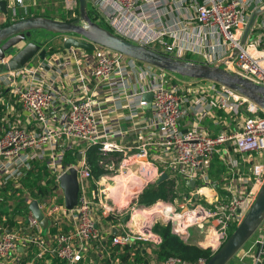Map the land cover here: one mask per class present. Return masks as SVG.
<instances>
[{
  "label": "built area",
  "instance_id": "2783aa9c",
  "mask_svg": "<svg viewBox=\"0 0 264 264\" xmlns=\"http://www.w3.org/2000/svg\"><path fill=\"white\" fill-rule=\"evenodd\" d=\"M23 1L7 0L10 15L0 13V23L12 20ZM87 3L97 22L132 43L220 65L264 85V0ZM44 44L43 58L0 69V264H52L53 257L92 264L91 254L98 262L125 264L116 254L132 246L141 249L144 264H206L204 256L159 258L156 226L169 224L210 255L218 250L264 179V109L223 84L104 46L49 52ZM216 156L224 169L218 177L210 173ZM69 168L78 183L71 209L59 184ZM31 173H41L46 187L38 192L34 186L38 199L27 184ZM163 174L160 182L172 196L140 202ZM32 200L45 228L29 207ZM250 240L234 257L264 264V218Z\"/></svg>",
  "mask_w": 264,
  "mask_h": 264
},
{
  "label": "water",
  "instance_id": "95a60500",
  "mask_svg": "<svg viewBox=\"0 0 264 264\" xmlns=\"http://www.w3.org/2000/svg\"><path fill=\"white\" fill-rule=\"evenodd\" d=\"M78 16L71 19H58L41 14L16 16L6 22L0 23V60L7 58L6 63H0L1 68L16 69L32 57L43 58L47 50L46 36L56 35L61 38V47H71L84 50H93L95 45L104 46L113 51L122 53L140 62L177 73L181 76L203 78L230 87L255 101L264 109V85L257 84L237 72L229 71L220 65H211L197 61L178 60L156 52L142 45L132 43L102 26L90 16L87 0H76ZM252 6L249 7L251 9ZM7 0H0V13L7 12ZM254 11L242 34L244 41L251 25ZM147 101L145 108H149L151 93L143 94ZM79 157V154L77 155ZM163 174L159 182L165 178ZM63 190L64 206L68 209L77 204L78 183L76 170L69 168L59 178ZM193 186V182H189ZM29 207L34 216L41 222L47 223L35 200L30 201ZM264 218V179L260 185L254 201L241 221L229 233L226 240L216 252L211 254L206 264H226L237 251L253 236ZM187 244H193L206 249L198 241L181 238Z\"/></svg>",
  "mask_w": 264,
  "mask_h": 264
},
{
  "label": "trees",
  "instance_id": "16d2710c",
  "mask_svg": "<svg viewBox=\"0 0 264 264\" xmlns=\"http://www.w3.org/2000/svg\"><path fill=\"white\" fill-rule=\"evenodd\" d=\"M88 12L90 16L95 17L94 11L89 8L88 6ZM23 16V15H18ZM17 16V17H18ZM63 48L61 45H58L56 48H52V51H58L62 50ZM211 167L214 166V170H211L210 173L214 177H218L219 174L223 172V165L219 158L216 156L212 159ZM46 171H44L45 173ZM41 173L33 174L31 173L28 177V186L30 188V195L33 197H36L38 199L39 195L37 192H34V186L37 188L38 192H43V189L46 188L43 185H40L39 182L41 180ZM164 185L165 182L156 183L154 185H150L147 187L140 197V202L142 203H148L151 202L155 198H164L166 195L164 194ZM234 228V225H231V229ZM156 230L159 232L161 236V242L159 246L154 250L159 258L167 257L168 255H177L181 258L193 261L199 256H204L207 259L210 256V253L207 249L200 248L193 244H187L185 243L179 236L174 234L171 231L170 225H157ZM128 247L123 248V250L116 254V257L121 259L125 264H131L138 262L139 264H144L146 260H143V257L141 256V249L139 247L132 246L131 250ZM189 250L191 252L190 255L186 253ZM132 252V253H131ZM132 254V255H131ZM113 255V254H112ZM132 258V259H131ZM110 261L107 259L105 260V264H108ZM52 264H61V261H59L57 258H52Z\"/></svg>",
  "mask_w": 264,
  "mask_h": 264
},
{
  "label": "rangeland",
  "instance_id": "374dc122",
  "mask_svg": "<svg viewBox=\"0 0 264 264\" xmlns=\"http://www.w3.org/2000/svg\"><path fill=\"white\" fill-rule=\"evenodd\" d=\"M72 5L70 6V9L66 8L65 0H34L35 5L38 7V12L41 13V15H44V13H47L48 16L58 19H71L78 16V9H77V3L76 0L72 1ZM32 4L31 0H26L22 4H15L16 8V16L28 14L32 12ZM50 13V14H49ZM6 15H10L9 9L6 12ZM61 17V18H60ZM46 46L49 49L56 48L61 43L60 36L56 35H47L46 36ZM167 186V187H166ZM169 185H164V194L165 197H171V189L168 187ZM125 216H128V213L125 214ZM41 226L45 228L47 226V223L40 222ZM251 244V240L249 239L243 246L241 251H246ZM188 255L191 254L189 250L186 252ZM251 260V257L248 256L244 260V264H247ZM226 264H242L237 261L236 257H233L228 261Z\"/></svg>",
  "mask_w": 264,
  "mask_h": 264
},
{
  "label": "crops",
  "instance_id": "0c3cea01",
  "mask_svg": "<svg viewBox=\"0 0 264 264\" xmlns=\"http://www.w3.org/2000/svg\"><path fill=\"white\" fill-rule=\"evenodd\" d=\"M24 1H26V0H24ZM24 1H23V3H24ZM73 0H65V5H66V8H68V9H70V6L72 5V2ZM31 4H32V12L31 13H26V14H23V15H30V14H41V13H39L38 12V7L35 5V3H34V0H31ZM50 14V13H49ZM44 15H46V16H48L47 15V13H44ZM61 18V17H60ZM49 52H52V50L51 49H49L48 50ZM211 128H212V130H214L213 128V126L212 125H209ZM215 169V168H214ZM165 198V197H164ZM90 259H91V262H92V264H105V260H101V261H97V258L96 257H94V255L93 254H91L90 255Z\"/></svg>",
  "mask_w": 264,
  "mask_h": 264
}]
</instances>
